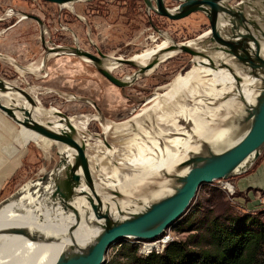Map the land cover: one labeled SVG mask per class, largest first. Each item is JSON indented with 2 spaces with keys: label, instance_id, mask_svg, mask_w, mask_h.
Masks as SVG:
<instances>
[{
  "label": "bare ground",
  "instance_id": "obj_1",
  "mask_svg": "<svg viewBox=\"0 0 264 264\" xmlns=\"http://www.w3.org/2000/svg\"><path fill=\"white\" fill-rule=\"evenodd\" d=\"M64 6L71 8L70 3ZM164 38L169 39L167 36ZM193 41L187 43L195 45ZM170 43V39L163 41L159 46L148 48L129 59L137 67L142 66L153 59L157 50ZM260 54H264V46L260 48ZM165 55L170 54H163L160 58ZM209 57L214 65L217 61H224L231 67L232 72L224 67L210 68L192 63L189 72L184 75L177 74L169 83L158 88L160 91H154L146 99V107L141 108L138 115L130 121L111 124L91 115L67 118L68 124H71L75 131V141L84 146L91 193L97 195L101 210L107 211L110 216L117 217L118 211L126 208L136 210L146 201L169 191L171 178L167 175L178 172L179 163L198 151L201 143L217 146L240 128L238 121L243 117L244 109L254 101L258 79L248 76L228 59H219L218 52H211ZM79 58L89 61L84 57ZM115 59L110 55L101 63L107 71L113 72L119 67ZM40 64L38 62L28 66V70L32 73L39 71L42 69ZM155 67L152 66L144 74L151 72ZM233 74L237 75V80ZM138 75L129 74L122 80L131 82ZM27 92L33 100L32 106L15 91L0 94V99L5 105L10 104L19 120L24 118V110L28 113L30 121L34 120L57 133L67 130L66 123L61 121L55 108L46 109L35 99L39 93L37 88L28 87ZM90 121L98 122L102 129L101 136L93 135L96 145L90 144ZM19 126H22V129L12 144L4 147V152L13 153L19 158L26 145L33 142L46 157L49 150L55 148L61 158V165L57 170H41V178L27 182L13 198L0 206V230H26L25 236L14 233L0 235V264H51L61 251L88 242L94 235V218L85 196L82 195L84 191L88 193L89 188L83 181L82 172L76 169L79 184L72 188V195L67 200L60 198V193H55V185L63 178L65 169L74 165V150L65 144L42 137L21 124ZM121 132L124 133L121 135L123 137L130 136L126 140L128 144L131 141L135 143L136 153L143 165L130 178L124 175L127 179L113 178L112 182H107L101 159L111 158L118 152V147L113 144L111 149H108L106 139L111 133L114 135ZM123 137L116 138V142L120 143ZM84 138L86 141L82 142ZM184 169H180V172ZM132 179L134 180L131 181ZM135 179L140 181L136 182ZM116 193L124 197L119 198ZM148 243L144 244L143 250L148 251L154 246Z\"/></svg>",
  "mask_w": 264,
  "mask_h": 264
},
{
  "label": "rangeland",
  "instance_id": "obj_2",
  "mask_svg": "<svg viewBox=\"0 0 264 264\" xmlns=\"http://www.w3.org/2000/svg\"><path fill=\"white\" fill-rule=\"evenodd\" d=\"M12 1L24 8V11L21 12L34 14L41 20V35L45 47L77 45L97 57H99L98 52H101L118 58H130L141 54L148 48L159 46L163 41H169V39L176 42L193 40L192 38L197 33L207 28V25H201L197 21H194L195 26H190L189 22L182 24L178 22L179 20L171 21L166 18L158 20L159 18L155 17L156 14L153 12L150 13L155 15L151 14L149 18L139 10V7L143 6L141 0H80L73 2L71 8L41 0ZM17 4L15 8H17ZM148 19H152L149 24ZM148 26L150 28L145 29ZM154 29H160L164 35H160L155 42L145 39L148 32ZM164 36L169 39H165ZM26 42L31 45L32 59L23 64L25 67L30 64H37L43 58L40 64L42 69L34 73H20L15 67V70L1 71V74L6 80L24 88L26 91L31 86L37 88L39 93H37L35 99L39 101L40 105L46 109L53 107L67 115V118L70 116L91 115L111 122V124L130 121L138 115L141 108L146 107V99L154 91H160L158 88L169 83L177 74H186L192 67L190 55L176 53L162 61L163 63H158L151 72L139 74L128 85L120 88L101 76L91 61H84L67 53L49 55L53 53L52 50L45 53L46 51L39 38L38 24L33 19H31V38ZM100 59L103 62L104 58ZM135 68L127 64H119V67L111 74L123 79L126 75L135 71ZM14 96L18 97L17 95ZM68 97L70 98L68 99ZM3 115L12 121L5 114ZM12 122L15 127L13 129L6 128L11 138L4 141L5 138L0 136L1 143L4 144L2 150L12 144L15 136L22 129V126L14 121ZM88 131L92 135L90 144H95L96 140H94L93 135L101 136L102 133L98 122L90 121ZM114 135L113 133L110 134L112 138L109 136L106 139V144L108 149H111L110 147L115 144L118 147V152L114 153L111 158L101 159L107 182H112L113 178L120 180L123 177L125 179L130 178L143 165L141 158L139 159L136 153L135 143L133 144L131 141L128 144V141L126 142L130 136L123 137L121 136L124 135L122 132ZM120 137H123L121 142H116V138ZM85 141V138L82 139V142ZM126 146L128 147L126 148ZM120 147L121 149H119ZM122 148L126 149L122 150ZM142 153L145 154L143 151ZM16 158L18 159V157ZM20 158L19 169L11 177L8 186L0 193V199L8 197L14 192L16 194L27 182L41 178L43 176L40 175L41 170L46 169L48 171L61 165V158L56 153L55 148L50 149L46 157V154L33 142L26 145ZM263 159L264 148L244 172L230 176L227 179H219L199 186L188 209L182 216L185 217L194 212L197 216L201 213L200 209L205 211L212 208L217 211L224 205L238 214L253 212L254 206L250 204L249 199L252 194L250 192L255 194V191L251 188L238 191L235 183L242 176L256 171V166ZM253 172L250 175L254 174ZM124 175H127V177ZM63 177L66 178L64 173ZM257 178L262 179L258 174H254L253 179ZM125 179L124 181L127 183L128 181ZM135 181L139 182L140 179H135ZM228 187H231V189ZM58 193L60 192L58 191ZM259 218L264 222V213L260 214ZM180 221L174 222L169 228L165 229L163 235L167 234L175 240L196 238L195 229H191L193 225H188L184 230H181L178 228L182 227ZM147 243L143 242L141 250H143L144 244ZM128 244L129 241L126 239L110 244L104 254L103 264H110L111 262L117 264L123 261L120 252L122 247ZM148 244L154 243L149 242ZM129 245H136L137 255H142L138 252L140 243Z\"/></svg>",
  "mask_w": 264,
  "mask_h": 264
},
{
  "label": "water",
  "instance_id": "obj_3",
  "mask_svg": "<svg viewBox=\"0 0 264 264\" xmlns=\"http://www.w3.org/2000/svg\"><path fill=\"white\" fill-rule=\"evenodd\" d=\"M64 6V4L80 0H41ZM90 1V0H86ZM146 13L153 12L168 20H180L191 13L200 12L207 20V28L192 38L195 45H189L187 40L172 41L166 47L157 50L153 59L144 65L137 67L129 57L115 60L119 64L134 66L135 71L131 74H144L152 66L171 57L176 53L190 55V61L195 64L205 65L210 68L215 66L224 67L232 72L231 67L224 61H217L216 65L210 59L211 52H218L219 59H228L248 76L258 79V90L252 104L247 106L243 117L238 121L239 129L229 138L223 140L217 146L201 143L198 151L190 154L179 165V171L167 175L171 178L169 191L161 196L146 201L139 208L131 210L126 208L118 211L117 217H112L107 211L101 210V203L95 193L92 195L91 181L87 172L88 162L85 157L84 146L78 144L75 139V131L68 124L67 115L57 110L61 121L66 123L67 130L57 133L44 125L28 120V113L22 110L24 118L14 114L10 104L5 105L0 99V111L16 124L31 129L42 137L65 144L74 150V165L63 172L66 178L55 185V193L63 200L72 195V188L79 184V176L76 169L82 172L83 181L89 188V195L85 196L92 216L96 231L88 242L64 249L51 264H103L104 254L110 244L121 239L132 237L140 241H152L159 237L162 232L176 222L188 209L197 189L202 184H209L219 179H227L230 176L244 172L246 168L261 154L264 148V54H260V48L264 46V0H141ZM234 1L233 3H229ZM261 8L256 9V4ZM20 17L33 19L38 24L39 38L44 46L41 35V20L34 14L24 13ZM160 35H164L160 29H156ZM45 53L58 52L60 54H72L77 57L87 58L93 63L98 73L113 85L123 88L129 82L122 77H115L107 71L100 58L109 55L98 52L99 57L73 46L45 47ZM164 57L160 58L163 54ZM206 60V61H203ZM43 58L41 59L42 63ZM15 67H24L14 62ZM235 80L237 75L233 74ZM15 91L23 96L32 106L33 100L30 94L12 82L0 77V94ZM61 161V159H60ZM185 168L182 172L180 169ZM57 170V168H53ZM117 197H124L120 193ZM15 196V192L8 197L0 199V206ZM26 235L24 228L16 230H0L1 234Z\"/></svg>",
  "mask_w": 264,
  "mask_h": 264
},
{
  "label": "trees",
  "instance_id": "obj_4",
  "mask_svg": "<svg viewBox=\"0 0 264 264\" xmlns=\"http://www.w3.org/2000/svg\"><path fill=\"white\" fill-rule=\"evenodd\" d=\"M200 210L197 216L194 212L177 220L181 230L193 225L196 238L172 240L161 252L145 256L128 244L122 247L123 261L117 264H264V222L259 218L264 209L240 214L226 205L217 211Z\"/></svg>",
  "mask_w": 264,
  "mask_h": 264
},
{
  "label": "crops",
  "instance_id": "obj_5",
  "mask_svg": "<svg viewBox=\"0 0 264 264\" xmlns=\"http://www.w3.org/2000/svg\"><path fill=\"white\" fill-rule=\"evenodd\" d=\"M233 2L234 1H230L229 3ZM253 3L256 4L257 1H254ZM16 4L17 3H13L12 0H0V17H2L0 18V77L4 79L6 78L1 74V71L5 72L10 69H14V62L24 66L23 63L32 59L31 45L29 42H26L31 38V19L20 17V14L22 13L21 11H24V8L18 4L17 8H15ZM255 6L256 9L261 8L257 4ZM7 7L13 8L11 16L2 14V11H4ZM139 10L143 12L142 14L149 18L151 14H153L150 12L146 13L143 6L139 7ZM155 17L159 18L158 20L165 18L158 15ZM150 20L152 21V19H148V24ZM194 21L200 22L201 25L208 26L205 16L200 12L191 13L190 15L180 19L178 22H181L182 24L189 22L188 24L190 26H195ZM28 66L24 68L16 67V69L18 71L30 72L28 70ZM14 127L15 125L13 122L6 118L0 111V136L5 138L4 141L11 138L10 134L6 131V128L13 129ZM3 145L4 144L1 143L0 139V193L8 186L11 177L17 172L21 162V158L19 157L20 159H17L15 154L4 152L2 150ZM256 167V171L252 172L255 175L258 174L262 177V179H253L254 174L250 175L252 172L248 175H244L236 180L235 185L237 186L238 191L250 188L254 191L264 189V159ZM250 193L252 194L249 202L252 206H254V194L253 192Z\"/></svg>",
  "mask_w": 264,
  "mask_h": 264
},
{
  "label": "built area",
  "instance_id": "obj_6",
  "mask_svg": "<svg viewBox=\"0 0 264 264\" xmlns=\"http://www.w3.org/2000/svg\"><path fill=\"white\" fill-rule=\"evenodd\" d=\"M4 15H7V16H11L12 13H13V9L11 7H8L6 8L4 11H2ZM2 18V17H0ZM150 27H146L145 29H149ZM160 36L159 32L154 29V30H150L148 32V34L145 36V39L151 41V42H155L158 37ZM156 45V44H154ZM264 190H255V194H254V197H253V201H254V207L252 209V211H255V210H260V209H264ZM165 232V230L162 232V234L155 238L154 240L150 241V242H153L154 243V246L148 250V251H145V250H141V246L143 245V242H146V241H140V240H136L132 237H127V238H124L126 239L127 241H129V244H138L140 243V248L138 249V252L141 253L142 255L141 256H145L151 252H155V253H159L163 250V247L171 242L172 240H175V239H172L170 238L169 235L167 234H164L163 233ZM136 246V245H134Z\"/></svg>",
  "mask_w": 264,
  "mask_h": 264
},
{
  "label": "flooded vegetation",
  "instance_id": "obj_7",
  "mask_svg": "<svg viewBox=\"0 0 264 264\" xmlns=\"http://www.w3.org/2000/svg\"><path fill=\"white\" fill-rule=\"evenodd\" d=\"M8 8V7H7ZM12 8V7H11ZM13 9V8H12Z\"/></svg>",
  "mask_w": 264,
  "mask_h": 264
}]
</instances>
